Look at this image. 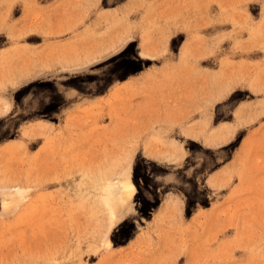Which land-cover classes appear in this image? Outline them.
<instances>
[{
    "label": "rangeland",
    "instance_id": "obj_1",
    "mask_svg": "<svg viewBox=\"0 0 264 264\" xmlns=\"http://www.w3.org/2000/svg\"><path fill=\"white\" fill-rule=\"evenodd\" d=\"M0 264H264V0H0Z\"/></svg>",
    "mask_w": 264,
    "mask_h": 264
},
{
    "label": "bare ground",
    "instance_id": "obj_2",
    "mask_svg": "<svg viewBox=\"0 0 264 264\" xmlns=\"http://www.w3.org/2000/svg\"><path fill=\"white\" fill-rule=\"evenodd\" d=\"M121 185V191L120 193H117L119 195H117V198L115 199L116 204L114 207L116 210L119 209L121 204L126 202L134 193V184L130 180H123Z\"/></svg>",
    "mask_w": 264,
    "mask_h": 264
}]
</instances>
